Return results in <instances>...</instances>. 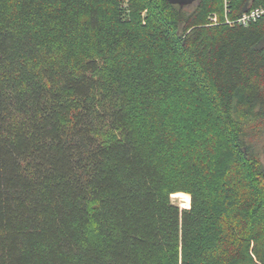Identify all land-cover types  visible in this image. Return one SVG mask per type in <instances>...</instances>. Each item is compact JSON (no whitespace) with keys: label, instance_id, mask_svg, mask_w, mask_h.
I'll list each match as a JSON object with an SVG mask.
<instances>
[{"label":"trees","instance_id":"obj_1","mask_svg":"<svg viewBox=\"0 0 264 264\" xmlns=\"http://www.w3.org/2000/svg\"><path fill=\"white\" fill-rule=\"evenodd\" d=\"M221 10L0 0V264H264V18Z\"/></svg>","mask_w":264,"mask_h":264},{"label":"built area","instance_id":"obj_2","mask_svg":"<svg viewBox=\"0 0 264 264\" xmlns=\"http://www.w3.org/2000/svg\"><path fill=\"white\" fill-rule=\"evenodd\" d=\"M221 17L217 13H211L208 17V25H226L229 27L241 26L247 27L250 24L264 18V3L253 5L254 0H245L241 15L237 18H231L234 11V4L237 0H221Z\"/></svg>","mask_w":264,"mask_h":264},{"label":"water","instance_id":"obj_3","mask_svg":"<svg viewBox=\"0 0 264 264\" xmlns=\"http://www.w3.org/2000/svg\"><path fill=\"white\" fill-rule=\"evenodd\" d=\"M198 0H168V2L172 5H176L179 7H187L190 6L192 4H194L195 2H197Z\"/></svg>","mask_w":264,"mask_h":264},{"label":"rangeland","instance_id":"obj_4","mask_svg":"<svg viewBox=\"0 0 264 264\" xmlns=\"http://www.w3.org/2000/svg\"><path fill=\"white\" fill-rule=\"evenodd\" d=\"M127 8V3L125 2V4L123 5V9H126ZM210 15V14H209ZM209 15L207 16V21H208V17H209ZM143 16H144V14H143ZM263 159H264V157H262ZM185 197H187L188 199H189V196L188 195H184ZM181 208H185V207H181ZM181 208H179L180 210H184V209H181Z\"/></svg>","mask_w":264,"mask_h":264}]
</instances>
